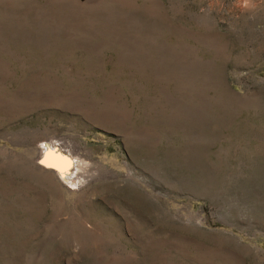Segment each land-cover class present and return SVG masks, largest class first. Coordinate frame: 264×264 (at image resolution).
I'll list each match as a JSON object with an SVG mask.
<instances>
[{"label": "rangeland", "instance_id": "obj_1", "mask_svg": "<svg viewBox=\"0 0 264 264\" xmlns=\"http://www.w3.org/2000/svg\"><path fill=\"white\" fill-rule=\"evenodd\" d=\"M0 264H264V0H0Z\"/></svg>", "mask_w": 264, "mask_h": 264}, {"label": "bare ground", "instance_id": "obj_2", "mask_svg": "<svg viewBox=\"0 0 264 264\" xmlns=\"http://www.w3.org/2000/svg\"><path fill=\"white\" fill-rule=\"evenodd\" d=\"M43 159L42 163L47 166V167H53L56 169H62L64 170L65 168L63 165L66 163L67 166H73L72 170H67L63 172L64 177H73L76 173H78V170L81 169V165L78 162H74L72 160L73 158L70 157V154L62 152L60 147H58L55 144L51 143H44L43 144ZM63 156V159L62 157Z\"/></svg>", "mask_w": 264, "mask_h": 264}, {"label": "water", "instance_id": "obj_3", "mask_svg": "<svg viewBox=\"0 0 264 264\" xmlns=\"http://www.w3.org/2000/svg\"><path fill=\"white\" fill-rule=\"evenodd\" d=\"M61 157V156H60ZM63 159V158H62ZM64 160V159H63ZM64 168L66 167V166H63ZM63 169V168H62Z\"/></svg>", "mask_w": 264, "mask_h": 264}]
</instances>
